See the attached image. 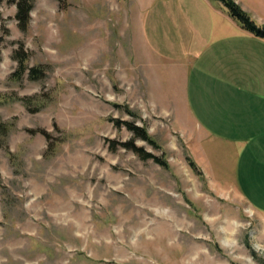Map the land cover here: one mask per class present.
Masks as SVG:
<instances>
[{"label":"rangeland","instance_id":"1","mask_svg":"<svg viewBox=\"0 0 264 264\" xmlns=\"http://www.w3.org/2000/svg\"><path fill=\"white\" fill-rule=\"evenodd\" d=\"M207 1L225 10L212 0H36L25 32L15 5H0V118L11 126L0 144V264H264V180L237 172L239 153L218 141L199 147L181 102L184 86L230 75L264 86V40L199 8ZM235 2L264 26V0ZM178 5L197 7L192 55L224 38L237 51L215 67L194 58L152 67L156 43L170 55L181 44ZM21 44L40 79L11 76ZM122 108L160 148L135 145L166 168L119 145L132 134L110 120H134Z\"/></svg>","mask_w":264,"mask_h":264},{"label":"crops","instance_id":"2","mask_svg":"<svg viewBox=\"0 0 264 264\" xmlns=\"http://www.w3.org/2000/svg\"><path fill=\"white\" fill-rule=\"evenodd\" d=\"M172 7L171 10L177 11L178 14L179 25L176 22L174 25L178 27V34L182 39L181 44H178L177 49L176 45L173 46L172 55H170L156 43L155 51H148L152 67L158 68L157 62L181 61L189 58H194L196 62L207 59L211 66L215 67L221 61H226L225 58L222 60L219 56L221 52L228 48L237 51V40L229 42V39L224 38L221 41L219 39L209 41L211 43L209 46L197 52L194 51L192 55L189 48L191 49L192 44L195 43L196 32L194 28L190 29L189 17L193 18L195 14L189 15V11L193 12L197 7L191 5H178V9ZM199 8L220 12L219 15L226 21L229 20L233 26V20L229 19L225 10H222L220 6L209 4L207 1V3L199 4ZM172 16L173 21H176V13ZM186 32L187 36L184 35ZM223 41L225 45L222 46ZM209 50L211 52L208 54ZM233 71L231 70L230 73ZM230 77L232 82L229 81V84L222 86H184L181 102H183V108L188 117L197 123L195 128L201 132L197 141L199 147L202 142H206L205 147H208L214 146L212 144L218 141L221 147L239 153L235 160L237 172L244 169V177L250 176L254 181L264 180V86H241L237 76L230 75ZM154 80L155 82L149 78L148 85L150 86L152 82L156 83L159 79L156 77ZM183 120L186 122L188 119L183 118ZM186 132L190 143L193 135L189 128ZM232 175L237 176L236 180H240L234 170Z\"/></svg>","mask_w":264,"mask_h":264},{"label":"trees","instance_id":"3","mask_svg":"<svg viewBox=\"0 0 264 264\" xmlns=\"http://www.w3.org/2000/svg\"><path fill=\"white\" fill-rule=\"evenodd\" d=\"M36 0H0V5L3 2H9L15 5L16 12H15V19L17 21L18 28L25 32L28 29L30 23V12L32 11ZM219 2L226 10L228 16L234 20L242 29L250 33L251 35L264 40V26L258 25L251 16L244 11L236 2L235 0H212ZM1 19V14H0ZM12 58L16 61L17 67L16 70L11 74L15 80H20L25 72H28V77L31 80H38L43 75V70L41 68H29L26 64L28 60L27 52L23 50L22 44L20 47L13 51ZM27 105H30L28 102ZM117 106V105H116ZM121 108L122 106H117V108ZM125 112L133 117L134 120L124 121L119 119H111L110 121L113 125L117 128H121L124 126L131 134L132 137L127 142H121L119 145L127 151L133 152L139 159L146 161V160H153L162 168H166L168 165L166 161L159 156H156L150 152H147L143 147L136 146L135 141L137 139L143 140L148 143L154 149H159L160 146L157 142L149 135L147 129L142 125L139 126L136 124L135 119L137 116L134 112L129 110L128 108H122ZM10 124L6 121H3L0 118V144L4 142L8 134L10 132ZM43 133V132H42ZM45 133V132H44ZM43 133V134H44ZM45 137H48V134H44ZM111 149H116L117 146L111 141L110 144ZM190 166L196 170V165L192 159H188ZM199 174V172H197Z\"/></svg>","mask_w":264,"mask_h":264}]
</instances>
